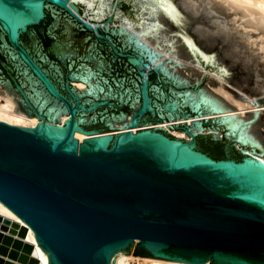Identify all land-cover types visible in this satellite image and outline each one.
I'll return each instance as SVG.
<instances>
[{"label":"water","instance_id":"obj_1","mask_svg":"<svg viewBox=\"0 0 264 264\" xmlns=\"http://www.w3.org/2000/svg\"><path fill=\"white\" fill-rule=\"evenodd\" d=\"M0 83L41 119L0 120V201L49 264H264V109L140 126L264 104V30L226 2L0 0Z\"/></svg>","mask_w":264,"mask_h":264},{"label":"bare ground","instance_id":"obj_2","mask_svg":"<svg viewBox=\"0 0 264 264\" xmlns=\"http://www.w3.org/2000/svg\"><path fill=\"white\" fill-rule=\"evenodd\" d=\"M232 8L237 10L259 28L264 30V0H223ZM71 81H80L76 83L79 89L88 87L86 83L81 80H70ZM75 87V88H77ZM0 98H2L0 96ZM4 99L0 100V120L5 121L10 124L20 125V126H34L37 122H40L41 119H38V116L27 115L23 112L17 111L14 107L12 97L6 96ZM257 105L251 107H244L226 111H219L183 118H177L174 120H165L160 121L156 125H150L154 123H143L140 125L143 127L149 126H163L167 128L166 124L170 123H180L185 122V124H191L193 120L229 115L239 113L244 115V112L259 110ZM174 121V122H173ZM123 128V127H122ZM138 127H132L131 130L136 131ZM111 132H97L95 135H103ZM172 133L177 137L189 138L185 131H172ZM73 135L81 141L84 137H87L88 134L74 130ZM22 226H26L24 233H22ZM137 255V254H136ZM148 256V255H142ZM136 261L138 264L141 262H147L151 264H209V261L204 263L189 262L183 260H176L163 257H135L131 254H128L125 250L115 251L109 261V264H134ZM0 264H49L48 258L43 251V249L38 245L35 235L32 229L25 224L17 215H15L7 206H5L0 201Z\"/></svg>","mask_w":264,"mask_h":264},{"label":"rangeland","instance_id":"obj_3","mask_svg":"<svg viewBox=\"0 0 264 264\" xmlns=\"http://www.w3.org/2000/svg\"><path fill=\"white\" fill-rule=\"evenodd\" d=\"M78 82H80V81H71L69 83L76 85V83H78ZM75 87H77V86H75ZM76 89L81 90L78 87ZM7 94H8V96L12 97V99L14 100L13 101L14 107H15V109L17 111L23 112V113H25V114H27L29 116H31V115L35 116L36 115V114H33L34 112L31 109H29L26 105H24L22 102H20L6 87H4L0 83V96L2 97V98H0V100L4 99L3 97L6 96ZM259 108L264 109V106H259ZM158 123H160V122H157V123H154V124H150V125H156ZM175 130L178 131L177 129H170L171 133H172V131H175ZM179 131H182V130H179ZM134 248H135V244L133 243L131 250L130 251H126V252L128 254H131V255L135 256V257H149V256H142L141 254H137V255L134 254L133 253ZM134 264H138V263L136 261H134ZM141 264H151V263L141 262Z\"/></svg>","mask_w":264,"mask_h":264},{"label":"flooded vegetation","instance_id":"obj_4","mask_svg":"<svg viewBox=\"0 0 264 264\" xmlns=\"http://www.w3.org/2000/svg\"><path fill=\"white\" fill-rule=\"evenodd\" d=\"M70 82V81H69ZM34 114V113H33ZM157 122H160V121H156V122H153V123H157ZM142 125V124H141ZM153 127V126H152ZM118 129V128H117ZM117 129H112V130H107V131H113V132H117ZM170 134L174 135L173 133H171L170 129H177L178 131L179 130H182L184 131L183 129H181L180 127H177V128H165ZM175 136V135H174ZM184 138V137H182ZM184 139H189V138H184Z\"/></svg>","mask_w":264,"mask_h":264}]
</instances>
